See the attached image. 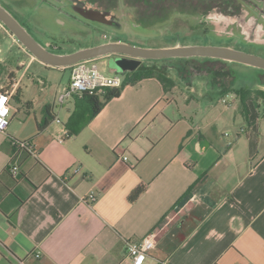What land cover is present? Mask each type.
<instances>
[{"label": "crops", "instance_id": "1", "mask_svg": "<svg viewBox=\"0 0 264 264\" xmlns=\"http://www.w3.org/2000/svg\"><path fill=\"white\" fill-rule=\"evenodd\" d=\"M129 39L87 47L136 44ZM172 59L109 71L127 84L79 132L67 123L80 96L47 104L23 139L34 154L14 160L16 176L10 164L18 127L11 120L0 132V264H132L127 243L151 233L156 246L145 264H264V99L248 100L245 116L230 78L211 70L193 78L199 69L160 63ZM57 69L69 72L60 91L71 67ZM136 71L165 74L174 86L166 91L157 76L128 83ZM11 75L0 92L14 90L11 110L20 113L13 101L24 93L17 71ZM219 90L221 100L206 98ZM23 104L30 115L33 102ZM219 126H234V134Z\"/></svg>", "mask_w": 264, "mask_h": 264}, {"label": "rangeland", "instance_id": "2", "mask_svg": "<svg viewBox=\"0 0 264 264\" xmlns=\"http://www.w3.org/2000/svg\"><path fill=\"white\" fill-rule=\"evenodd\" d=\"M24 1L0 0V4L24 22L34 37L43 43L45 39V41L51 42L50 44L56 45L57 53L60 54H69L80 50L82 47L93 46L96 42L104 41L103 35L108 34L112 36V40H130V37H134L137 40V45L130 42L128 44L146 48H160L174 43H179L181 46H223L264 57V4L262 5L256 0H247L243 6L244 12L238 18L225 16L219 10H214L207 15L174 12L164 22L143 27L136 22L135 10L127 8L124 0H119V9L113 11L112 15L116 16L118 21H122L126 31L99 24L92 25L93 27L89 24V28H87L86 21L76 22L68 18L70 13L68 9H61L60 7L52 9V7L42 6L39 11H33L22 4ZM63 1L71 2V0ZM172 5L170 1L166 3V6ZM129 34L137 35L130 36ZM11 35L12 33L0 22L2 41L0 43V60L5 65V71L0 79V90L9 87V79L12 78L11 73L13 70L17 71L24 95L22 101L18 99L13 101L15 108L19 109L20 113L12 109L10 120L18 127V140L23 141L33 130L35 115L42 119L46 115L47 104L60 105L59 96L64 89L61 88L59 91L58 88L68 82L69 72L57 68H47L39 61L30 62L19 48V45L22 46V44L16 40L14 42ZM106 59H96V61L100 69L107 74L109 71H115L116 68L114 60L109 58L105 64ZM126 60L128 61L126 65L125 62H122L124 69L133 68L134 61L128 60V58ZM214 60L207 61L205 58L194 57L166 60L160 63L178 67L185 65L199 69V72L192 70L188 74L192 76V72H195L193 78L200 76L199 74L209 73L211 70L216 73V76L224 79L230 78L236 89L264 91V73L260 69L223 60L220 62ZM222 96L223 93L219 90L217 93L207 94L206 98L213 97L215 100H221ZM25 100H30L34 104V110L30 115L24 110L23 101ZM202 110H205V107ZM201 114L210 118L207 111H201ZM212 115L215 114L212 113ZM239 121L237 130L243 123L241 118ZM234 128V126H219L223 134L226 132L234 134Z\"/></svg>", "mask_w": 264, "mask_h": 264}, {"label": "water", "instance_id": "3", "mask_svg": "<svg viewBox=\"0 0 264 264\" xmlns=\"http://www.w3.org/2000/svg\"><path fill=\"white\" fill-rule=\"evenodd\" d=\"M83 15L91 20L103 19L100 14L95 12H86ZM0 22L6 26L35 59L51 68H69L80 61L112 56L110 59L114 60L115 68L118 71L124 69L122 62H125L126 65L128 63L127 58L128 60L134 61V66H136L139 63L137 60L194 57L223 60L264 70V57L223 46L178 45L167 48H146L124 42H108L94 47L80 49L69 54H60L45 48L2 5H0Z\"/></svg>", "mask_w": 264, "mask_h": 264}, {"label": "trees", "instance_id": "4", "mask_svg": "<svg viewBox=\"0 0 264 264\" xmlns=\"http://www.w3.org/2000/svg\"><path fill=\"white\" fill-rule=\"evenodd\" d=\"M170 1L172 6H166V3ZM247 0H127L129 6L136 8L137 20L142 25L151 26L155 23L166 21L174 12L182 14H203L219 10L220 13L230 17H241L243 14V6ZM264 4V0H256ZM0 38V43H1ZM58 50H53L57 53ZM207 61L213 60L205 58ZM220 62L221 60H214ZM5 71V66L0 63V78ZM264 73V70H261ZM157 76L162 83L166 91H169L174 86V82L165 74H156L152 71H136L128 78V83L133 84L146 77ZM127 84V83H126ZM125 81L119 88H106L103 92H97L94 94L85 93L80 96L77 102V107L67 123L68 128L79 125V132L86 124L102 109L106 102L120 96L123 88L125 87ZM20 89L15 94V98L21 100ZM239 95L242 101L243 108L245 109V116L247 113V101L264 99L263 90H239ZM53 116L49 114L47 121H52ZM16 140V139H13ZM30 141V140H29ZM145 190L144 186L136 189L130 196L132 201H135Z\"/></svg>", "mask_w": 264, "mask_h": 264}, {"label": "built area", "instance_id": "5", "mask_svg": "<svg viewBox=\"0 0 264 264\" xmlns=\"http://www.w3.org/2000/svg\"><path fill=\"white\" fill-rule=\"evenodd\" d=\"M14 39L15 36L13 35ZM124 79L120 75H108L104 73L98 63L93 60L80 61L71 67L70 82L59 96L60 104L82 96L85 93L94 94L103 92L106 88H119L123 85ZM14 90L0 92V132H6L10 126L11 100ZM66 135H69L68 131ZM14 152L11 157L10 169L16 176L19 173V166L14 161L21 153L34 154V147L31 141L11 140ZM79 170H75L77 173ZM94 200V197L92 198ZM155 234H148L140 241H130L127 243L128 258L132 264H145L149 253L155 248ZM39 257V256H38ZM166 264V263H162Z\"/></svg>", "mask_w": 264, "mask_h": 264}, {"label": "flooded vegetation", "instance_id": "6", "mask_svg": "<svg viewBox=\"0 0 264 264\" xmlns=\"http://www.w3.org/2000/svg\"><path fill=\"white\" fill-rule=\"evenodd\" d=\"M70 1V0H69ZM22 4H25V7L29 10L33 11H39L42 6H47V7H52L53 8H58L60 7L61 9H68L70 13L68 14V18H70L73 21L80 22L81 20L86 21V27L99 24L103 25L105 27H116L118 29H122V31H126L124 28V24H122V21H118L117 17L112 15L113 11L116 9H119L120 1L119 0H71V2L63 1V0H25ZM124 4L127 8H131L135 10V17H136V22L138 25H142L140 22L137 20V12L136 8L131 7L128 5L127 0H124ZM2 5V4H0ZM59 5V6H56ZM4 6V5H2ZM86 12H95L100 14L103 19L102 20H91L86 18L83 14ZM25 28L26 30L31 34L29 29L25 26L26 24L18 19V17L11 13ZM107 21V22H104ZM85 25V24H84ZM145 25H142V27ZM33 37L34 35L31 34ZM130 36H135L137 34H129ZM38 42H40L45 48L48 50L52 51L58 49L56 45L50 44L49 41H45L44 43L41 42L39 39L34 37ZM134 38V37H130ZM43 39V38H42ZM103 39L105 40H112V36L108 34L103 35Z\"/></svg>", "mask_w": 264, "mask_h": 264}, {"label": "snow or ice", "instance_id": "7", "mask_svg": "<svg viewBox=\"0 0 264 264\" xmlns=\"http://www.w3.org/2000/svg\"><path fill=\"white\" fill-rule=\"evenodd\" d=\"M0 103H2V101H0Z\"/></svg>", "mask_w": 264, "mask_h": 264}]
</instances>
